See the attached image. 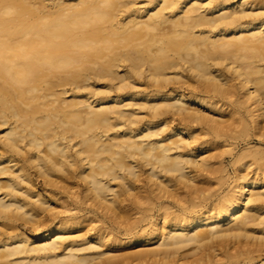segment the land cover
Listing matches in <instances>:
<instances>
[{
    "label": "bare ground",
    "instance_id": "6f19581e",
    "mask_svg": "<svg viewBox=\"0 0 264 264\" xmlns=\"http://www.w3.org/2000/svg\"><path fill=\"white\" fill-rule=\"evenodd\" d=\"M45 2L0 0V264L120 262L94 250L99 234L70 237L79 219L21 184L31 182L27 165L64 195L76 176L91 206L115 219L128 215L122 195L142 166L157 196L177 198L182 183L187 204L161 206L169 221L142 234L155 247L129 254L135 260L168 262L240 235L263 245L264 178L243 162L218 196L195 184L213 155L199 145L210 137L196 141L186 126L209 123L224 135L225 126L245 134L252 123L264 134V0ZM247 155L264 166V151L250 147L235 161Z\"/></svg>",
    "mask_w": 264,
    "mask_h": 264
},
{
    "label": "rangeland",
    "instance_id": "374dc122",
    "mask_svg": "<svg viewBox=\"0 0 264 264\" xmlns=\"http://www.w3.org/2000/svg\"><path fill=\"white\" fill-rule=\"evenodd\" d=\"M45 1L49 5L56 0ZM232 108L233 106L231 105L226 106V110ZM236 109L238 111L239 108ZM242 114H246L244 109H241L235 115ZM186 127L188 132H193L194 129H197L195 132L197 135V138H195L196 141L210 137L206 143L199 145L204 147L203 155H213L209 168L196 171L195 184L209 187L214 195L218 196L230 188L234 175L238 172L243 162L250 164L244 169L245 173H248V175L256 174L258 178H264V169H262L264 166L255 168L256 163H252L250 156L247 155L242 160L235 161L236 156L246 147L264 151V134L259 135L258 131L253 129L252 123H249L247 133L245 134H240L237 131L238 127L225 126L227 127V131L224 135H220V133H214L210 130L209 123H202L201 126L193 123ZM261 131H264V129ZM228 134L231 138L228 137ZM17 156L21 157V155ZM262 161L260 160L259 162L262 163ZM141 168L138 178L134 179L133 186L135 188L132 190V194L122 195L126 198L123 199L124 202L122 201V204L125 205V209L128 208L130 211L128 215H123L119 219H115L109 214L100 211V209L91 206L84 192L85 184L76 176L71 184H65L67 188L64 190L67 193L64 195L62 193L63 190L59 188L62 184H43V178L37 173L36 169L31 165H27L25 169L31 182L21 181V184L38 189L42 195L45 193L54 195L55 199L51 201V204L56 205L55 210L61 211L59 215H76L77 219H79V222L69 229L68 234L70 237L79 241L81 236H88L90 238L96 233L99 234L102 240L101 245L94 250L105 251L104 255H117L120 258L119 264H244V262L246 264H264V244L260 245V240L255 239L252 235L250 237L248 235L247 238L240 235L237 238L225 237L212 241L209 240L198 252L186 254L180 259L175 258L168 262L146 257H144L145 259L135 260L129 254L142 248L155 247V241L153 240L150 243L147 240L149 236H143L142 234L159 225L161 226L164 221H169L170 215L168 213H165L163 215L164 217H161V206L169 205L170 211L177 212L182 204H187L185 200L188 197L186 195L187 189L179 182L177 183L178 189L176 191L180 193L177 197L180 201L176 197L167 196L166 193L162 196L155 195L157 192L154 191L147 179V166H142ZM257 189L255 188V190ZM137 199H140L141 202L144 201L140 205L145 204L148 207L141 209L135 208L133 201ZM62 201L64 202L63 206ZM258 206L260 213L264 214V202ZM154 223L156 224L153 225ZM31 228V225L27 224V231L31 232ZM129 239L131 240L130 242L123 243V241ZM237 249H255V252H253L251 257L228 258L225 255L226 253H234ZM202 254H206L202 260H194L199 255L202 256ZM208 255L210 257L209 260L207 259Z\"/></svg>",
    "mask_w": 264,
    "mask_h": 264
}]
</instances>
